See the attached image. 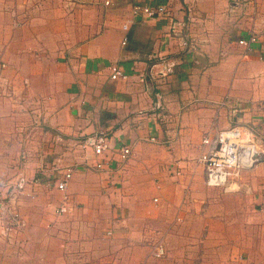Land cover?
<instances>
[{
	"label": "crops",
	"instance_id": "crops-1",
	"mask_svg": "<svg viewBox=\"0 0 264 264\" xmlns=\"http://www.w3.org/2000/svg\"><path fill=\"white\" fill-rule=\"evenodd\" d=\"M135 3L165 6L172 17H133ZM171 22L184 26L173 34ZM113 67L126 78L112 80ZM0 119V199L10 196L5 183H27L15 200L26 226L6 239L11 247L27 239L30 251L45 247V264H250L246 254L264 253V153L235 191L208 186L197 162L203 138L235 124L252 127L264 150V0H0ZM97 132L109 146L99 157L81 148ZM67 167L68 213L56 215ZM152 201L154 232L167 242L162 259L150 258L140 235L137 243L112 229L117 215L104 210H151ZM87 205L94 219L77 214ZM92 220L96 245L75 231ZM19 256L8 264H27Z\"/></svg>",
	"mask_w": 264,
	"mask_h": 264
},
{
	"label": "built area",
	"instance_id": "built-area-1",
	"mask_svg": "<svg viewBox=\"0 0 264 264\" xmlns=\"http://www.w3.org/2000/svg\"><path fill=\"white\" fill-rule=\"evenodd\" d=\"M98 1L105 7L111 3V0ZM139 15L147 18H163L167 20L172 17L165 6L135 3L132 6V16L136 17ZM130 24L131 21H128L123 25V29L127 30ZM183 26V23L171 22V32L175 34ZM253 41L254 39L251 38L250 42ZM247 42L242 39L238 43L247 46ZM125 44L126 39L123 40L122 45ZM163 69V73H169L171 72V65L166 64ZM110 78L112 80L125 79L126 76L117 67H113ZM202 145L207 147V150L198 157L197 162L205 168L206 184L210 187L223 188L225 190H237V183L242 172L261 161H258L260 158L256 157L257 150H261L263 154L255 133L249 127L239 124L217 131L213 138H210V134H207L202 140ZM81 148L90 149L97 157L103 156L109 149L107 136L103 132H97L87 137L83 141ZM129 155L130 149L127 147L121 149L120 158L123 161ZM102 167L103 163L100 162L94 166V169L101 170ZM73 171L74 167H67L56 183V189L63 193L61 202L54 209L56 215L68 213L70 198L65 193ZM26 184L25 179L22 177H18L13 183L6 184V187L11 190L10 196L7 197V201L0 199V236L4 239H8L12 233H21L25 229V222L16 207L15 200L17 197L24 195ZM165 255L164 246L157 241L153 247L152 257L162 259Z\"/></svg>",
	"mask_w": 264,
	"mask_h": 264
},
{
	"label": "rangeland",
	"instance_id": "rangeland-1",
	"mask_svg": "<svg viewBox=\"0 0 264 264\" xmlns=\"http://www.w3.org/2000/svg\"><path fill=\"white\" fill-rule=\"evenodd\" d=\"M2 121L3 120L0 119V125L2 127H5L6 122H4V121L2 122ZM249 128L253 129L250 126H249ZM255 136L258 138V142L260 145L261 144L260 137L256 133H255ZM1 142H3L1 144L4 145L7 141H1ZM156 153H157V151H156ZM263 153H264V150H263ZM154 154H155V152H154ZM150 180L153 181L152 178ZM239 180H241V179L239 178ZM110 181H112V180H110ZM8 183H12V181L8 182ZM90 183L92 184L91 181H90ZM134 184H140V183L134 182L133 186H134ZM113 185L117 186V183H113ZM3 186L6 187V183ZM143 187H145V186H143ZM124 192L125 191H122L120 189L119 190L116 189V191L111 192V193H114V196H118V197L129 196L128 194H124ZM185 192L189 196L188 191H185ZM92 194H93V196H99L102 198L108 197L107 191L105 193H103L102 195L101 194L99 195L97 192H95L96 195L93 192H92ZM92 194H89V197H92ZM152 203H153V205H151V210H148V209L144 210V209H141V207H139V206H127V205L124 206V205H116V204H111V205L106 206L107 208H104L105 213L107 215L106 218H112L114 215H117V217L114 218L113 221L108 222L109 224L112 223V226L114 224H116V226L113 227L112 229H115V231H117L118 233H123V234H124V231L128 230L129 234L131 235L130 239L136 241L137 243H139L140 240H138L136 238V234L140 235V237H143L142 241H147L148 243H151L150 258H152L151 255H152L153 247L157 241H159V243H161L163 246L165 245L164 248L166 247V243H167L166 239L162 238L161 233L154 232V230L155 231L158 230V226L160 227V225L156 224V221H158L157 216H159L158 215L159 206H157L158 204L154 203L153 201H152ZM96 208H98V207H96ZM47 213H48V211L44 210L41 219H43V217H45L47 215ZM93 213H95V207L93 205L78 206L77 207V214L79 216H81L82 218H85L88 220L94 219V218H88V217H91L92 215H94ZM164 214L166 215L167 218L171 215L173 216V213H171L170 211H166ZM174 214H176V213H174ZM101 222H102V220H101ZM32 223H33V227H37V225H36L37 221L36 220ZM97 223H99V221L95 222V220L88 221L87 223L86 222L85 223L78 222V228H75V231L78 232L79 234H81V235L87 234L88 237H87L86 241H87L88 245H96L97 244V237L96 236H98L99 229H98V227L94 228V224L96 225ZM226 225L227 224H225L224 228H220V231L222 232V234H225V233L228 234L229 233L228 228H226ZM90 231H91V233H90ZM149 231H151V237H153L154 233H157L158 236L156 234V236L152 239L147 238ZM136 232H138V233H136ZM142 233H143V236H142ZM228 240H229L228 238H225V241L227 243H228ZM262 241H263L262 245L264 246V238L262 239ZM250 242H252V240ZM28 243H29V239H27L23 243L24 244L23 246L17 245L15 247H11V244L9 243L8 240L0 237V264H8L9 259H11L13 261V255L14 254H16L17 256L20 255L18 258L21 257V259H26V257H27L26 260H28V261H26V260L22 261L23 263L45 264L46 263L45 259L47 257L46 248L44 247V249H45V251H44V249H37L34 246L33 249H31V251H32V253H31ZM134 245L136 246V244H134ZM14 248H17V250H19L18 254H17V251L15 252L13 250ZM218 248H221V247H218ZM166 249H167V247L165 248V251H166ZM20 251L22 253H20ZM33 251H34V253L36 252L37 255H34ZM219 255H224V254H222V253L221 254H215L213 256L218 257ZM245 256L247 257V259L251 258L250 264H264V253L261 255H255L254 253H250V255L246 254ZM31 260H33V261H31ZM37 260H39L38 263H37ZM72 264H75V262H72Z\"/></svg>",
	"mask_w": 264,
	"mask_h": 264
},
{
	"label": "bare ground",
	"instance_id": "bare-ground-1",
	"mask_svg": "<svg viewBox=\"0 0 264 264\" xmlns=\"http://www.w3.org/2000/svg\"><path fill=\"white\" fill-rule=\"evenodd\" d=\"M256 153H257V154H256V157L260 158V159L258 160V161H260L261 158H262V156H263L261 150L258 149Z\"/></svg>",
	"mask_w": 264,
	"mask_h": 264
},
{
	"label": "water",
	"instance_id": "water-1",
	"mask_svg": "<svg viewBox=\"0 0 264 264\" xmlns=\"http://www.w3.org/2000/svg\"><path fill=\"white\" fill-rule=\"evenodd\" d=\"M14 181H12V183H13Z\"/></svg>",
	"mask_w": 264,
	"mask_h": 264
}]
</instances>
